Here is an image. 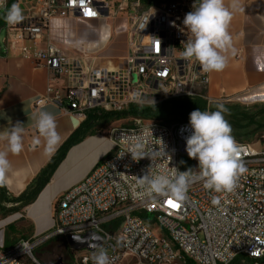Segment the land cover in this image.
<instances>
[{"label": "built area", "instance_id": "2783aa9c", "mask_svg": "<svg viewBox=\"0 0 264 264\" xmlns=\"http://www.w3.org/2000/svg\"><path fill=\"white\" fill-rule=\"evenodd\" d=\"M200 0H31L22 10V22L6 26L21 29L29 39L47 33L51 21L62 17L96 20L108 15L127 20L128 54L120 67H102L97 58H71L48 43L36 54L37 67L50 72L48 94L38 104L51 102L64 113L87 118L89 112H116L130 106L147 107L174 99H201L209 104L210 72L195 61L182 59V45L190 34L185 15ZM0 8V13L6 11ZM91 13V15L89 14ZM189 36V37H188ZM158 40V41H157ZM63 81L56 87V83ZM154 101V103H153ZM141 120V119H138ZM144 135L152 158L139 161L125 152V142ZM188 122L172 126L139 123L112 129L111 155L56 201L54 225L40 237L0 246V264H42L35 250L54 237L94 232L102 244L95 251H75L77 264H94L93 256L107 252L111 264L137 260L140 264H264V146L237 143L245 167L230 193H217L193 179L183 201L142 195L133 188L135 177L156 172L160 164L178 169L186 152ZM155 150V151H153ZM167 159V160H166ZM179 170V169H178ZM216 203H213V200ZM177 205L173 207L172 204ZM146 216V217H144ZM117 223L113 229L108 226ZM155 227L159 230L157 232Z\"/></svg>", "mask_w": 264, "mask_h": 264}, {"label": "crops", "instance_id": "0c3cea01", "mask_svg": "<svg viewBox=\"0 0 264 264\" xmlns=\"http://www.w3.org/2000/svg\"><path fill=\"white\" fill-rule=\"evenodd\" d=\"M30 1L16 0V4L24 10ZM224 4L233 12L228 30L233 38L235 54L231 50L226 53L227 66L222 71L210 72L208 95L212 100L229 97L232 104L248 108L264 106V0H224ZM5 14L6 11L0 13V20H3L0 32L1 29L6 32L5 36H0V134L17 122L25 129L23 151L9 154L11 170L3 184L6 195L13 198L29 187L58 149L86 120L73 113H64L51 102L38 104L54 82L47 69L37 67L36 54L48 43H53L71 58L102 55L98 59L107 61H96L99 66L120 67L128 54V40L124 17L104 15L96 20L58 17L51 21L46 34L32 40L21 29H9ZM101 34L107 38L106 42H101ZM76 51H80V55ZM62 83L59 81L56 87ZM40 111L54 114L61 136V143L51 156L45 154L42 138L40 144L36 143L38 133L33 117ZM95 131H99L98 126ZM5 148L6 141L0 140V151ZM112 149L109 135L100 132L89 134L72 146L35 201L0 220V232L3 233L0 246H11L21 239L40 237L50 232L54 225L56 201L107 159Z\"/></svg>", "mask_w": 264, "mask_h": 264}, {"label": "clouds", "instance_id": "9594fccd", "mask_svg": "<svg viewBox=\"0 0 264 264\" xmlns=\"http://www.w3.org/2000/svg\"><path fill=\"white\" fill-rule=\"evenodd\" d=\"M6 4L7 0H0V8H5ZM232 18L233 12L225 7L224 0H200L199 5L193 7L183 19L190 37L182 45V59H195L204 72L222 71L227 66L226 53L231 50L235 54L233 38L228 30ZM23 19L19 4L14 3L7 8L5 20L9 25L18 24ZM106 39L101 34V42H106ZM225 112L227 109L219 105L216 111L196 109L189 115L190 135L186 137L185 150L189 158L198 161V172H194L192 168L186 171L170 168L169 160L166 159L167 163L160 164L156 172H151L153 167H150L145 175L135 177L136 184L133 188H140L141 194L148 197L160 195L183 201L190 182L195 179L203 181V187L207 190L217 193L232 192L239 175L246 169L239 159L241 148L232 135L233 130L225 118ZM33 119L38 133L36 143L40 144L42 138L45 154L53 155L61 143L56 117L48 111H40L34 114ZM24 132L22 124L17 122L7 132L0 134V140L6 141L5 150L0 151V185L7 182V175L11 170L9 154L15 155L23 151ZM125 142L128 144L127 150L118 155L129 153L135 161L145 157L153 159L147 150L149 141L143 134L133 136ZM216 202L214 199L213 203ZM93 261L94 264H111L104 250L94 254Z\"/></svg>", "mask_w": 264, "mask_h": 264}, {"label": "trees", "instance_id": "16d2710c", "mask_svg": "<svg viewBox=\"0 0 264 264\" xmlns=\"http://www.w3.org/2000/svg\"><path fill=\"white\" fill-rule=\"evenodd\" d=\"M14 3H16V0H10L8 7ZM2 25L3 20H0V27ZM219 105H223L227 109L224 115L232 127V135L238 143H245L256 132H264V106L248 108L238 104H209L207 101L201 99H174L154 106L138 107L133 105L123 111H92L88 113L82 125L58 149L48 165L29 187L20 196L11 198L10 202L18 204V208H23L33 203L41 190L49 182L58 165L65 158L68 150L87 135L94 133L95 127L102 123L125 118L160 120L172 117H180L189 122V115L193 110L216 111ZM0 193L2 196H6L3 185H0ZM115 225L117 223L108 226V228L113 229ZM36 254L38 256L42 255L40 250L36 251ZM235 263L238 264L239 260ZM185 264L193 263L186 260Z\"/></svg>", "mask_w": 264, "mask_h": 264}, {"label": "rangeland", "instance_id": "374dc122", "mask_svg": "<svg viewBox=\"0 0 264 264\" xmlns=\"http://www.w3.org/2000/svg\"><path fill=\"white\" fill-rule=\"evenodd\" d=\"M6 32L4 29H1L0 36H5ZM80 55V51H76ZM102 55L96 57L92 56L91 58H97V62H105V59H98L101 58ZM116 62H120L121 60H115ZM211 104H232L231 102H216ZM252 108V107H250ZM139 123L148 125V124H157V125H164V126H172L178 123L188 122L186 120L181 119L180 117H172V118H164L160 120H148V119H135V118H125L119 120H113L109 122L102 123L98 126L99 131L104 134H108L111 132L112 129L116 128H124V127H133ZM189 123V122H188ZM105 130V131H104ZM238 143V141H236ZM245 143L255 144L256 146L263 145L264 146V132H256L254 133L253 137H250L246 140ZM104 161V160H103ZM183 161V163H181ZM102 162V161H101ZM100 162V163H101ZM189 168L194 169V172H198V161L196 159L189 158L187 154H181L178 158V169L179 171H186ZM11 197L9 196H2L0 193V220L7 218L10 214H13L17 209H19L13 202H10ZM155 230L159 232L157 227ZM3 233L0 232V240H2ZM28 239V238H25ZM40 250L42 255H37L36 251ZM35 257L42 263V264H77L74 261V253L73 250L68 246L66 240L61 237H54L51 240L46 241L40 247H38L35 252ZM123 264H140L137 260H127ZM176 264H185L183 260L180 263Z\"/></svg>", "mask_w": 264, "mask_h": 264}, {"label": "water", "instance_id": "95a60500", "mask_svg": "<svg viewBox=\"0 0 264 264\" xmlns=\"http://www.w3.org/2000/svg\"><path fill=\"white\" fill-rule=\"evenodd\" d=\"M67 244L75 251H95L101 246L102 238L94 232H89L84 236H69L67 238Z\"/></svg>", "mask_w": 264, "mask_h": 264}, {"label": "snow or ice", "instance_id": "6c2138e0", "mask_svg": "<svg viewBox=\"0 0 264 264\" xmlns=\"http://www.w3.org/2000/svg\"><path fill=\"white\" fill-rule=\"evenodd\" d=\"M91 15V13H89ZM169 204H172V201H169ZM173 207H176L177 205L172 204Z\"/></svg>", "mask_w": 264, "mask_h": 264}]
</instances>
